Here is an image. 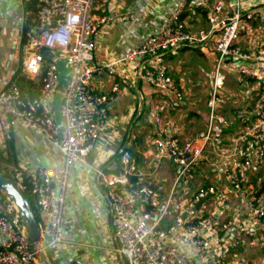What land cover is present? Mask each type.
I'll return each instance as SVG.
<instances>
[{
    "label": "built area",
    "instance_id": "built-area-1",
    "mask_svg": "<svg viewBox=\"0 0 264 264\" xmlns=\"http://www.w3.org/2000/svg\"><path fill=\"white\" fill-rule=\"evenodd\" d=\"M19 1L33 8L36 19L23 37L21 73L31 81L40 80L41 89L35 99L27 100L17 86L8 84L0 91V111L10 127L31 128L64 156L61 170L32 171L16 183L33 199L39 245L54 264L61 258L62 247L70 243L65 215L73 168L87 164L95 152L107 125L109 105L119 93L118 85L112 88V96L93 88L99 41L110 23L107 5L111 0ZM263 7L255 0H179L177 10L160 30L122 60L138 63V79L183 105L185 96L171 75L166 56L177 50L203 49L210 43L216 54L204 134L182 142L165 126L161 109L151 107L155 150L150 159L156 164L172 163L175 172L169 190L154 186V174L140 171L130 152L122 153L118 172L97 171L98 184L106 190L110 205L116 252L128 264H209L222 259L221 255L240 264L245 253L264 251ZM145 11L146 7L140 9ZM202 16L208 27L193 31L191 22ZM61 63L69 69V77L58 122L53 100L60 86ZM105 69L115 74L114 64ZM225 74H232L248 94L249 105L235 108L236 133L226 145L218 146L213 137L215 123L220 129H230ZM207 154L213 174L225 181V196L220 197L215 185L199 188L187 202L189 220L162 228L168 215L180 208V196L186 195V186L200 172ZM231 197L241 199L245 217L243 213L223 217ZM0 236V264H41L20 210L6 196L0 199ZM257 264H264V256Z\"/></svg>",
    "mask_w": 264,
    "mask_h": 264
},
{
    "label": "crops",
    "instance_id": "crops-1",
    "mask_svg": "<svg viewBox=\"0 0 264 264\" xmlns=\"http://www.w3.org/2000/svg\"><path fill=\"white\" fill-rule=\"evenodd\" d=\"M178 5L179 0H111L107 5L110 23L102 31L99 41L95 63L98 73L93 80V88L98 94L112 96V88L118 85L119 93L109 105L107 125L95 152L88 158L87 164H77L73 168L65 215V233L70 243L62 247L61 258L56 264H128L127 260L116 252L110 205L106 190L98 184L97 171L104 169L108 172H118L122 153L130 152L140 171L150 176L154 174V186L160 184L167 190L171 188L175 172L172 163L164 161L156 164L150 159L151 152L155 150V135L150 122L152 106L161 109L165 126L182 142H188L196 135L206 132L202 133L196 125L197 120H205L208 125V117L205 114L187 101L178 105L175 100L161 94L148 82L138 79V63L122 61L157 33L165 20L177 10ZM142 7H146L144 13L140 12ZM202 18L206 21L203 16ZM199 19L200 17L191 22L194 29L198 26ZM35 21L33 8L23 6L19 0H0V91L8 84L22 85L25 87L23 96L27 100H32L35 95L30 92L28 83L20 82L21 78L31 81L21 73L24 59L23 37L35 25ZM210 44L212 50L209 49ZM210 44L203 49L211 53L213 51L214 54V43ZM113 64L115 74L112 76L105 66ZM168 64L171 75L178 79L176 81L183 90L184 80L175 77L180 70H176L170 61ZM61 71L58 94L53 100L58 122H61L59 108L67 87V73ZM232 108L235 109L233 106ZM182 109H189L190 112L185 114ZM200 109L207 110V103ZM229 113L235 118V111L231 113L227 109V119L230 118ZM236 130L218 131L222 137L232 138ZM216 137L218 146L227 144L220 136ZM63 165V154L49 140L24 125L10 127L7 117L0 111V176H4L6 171L12 176L17 172L14 177L17 183L24 180V176L29 172L45 168L61 170ZM191 183L194 184L195 193L199 188L215 185L225 196L224 179L202 166L197 176L186 186V195L180 196V208L168 215L162 228L189 220L187 202L191 197ZM229 200L223 217H237L242 213L245 217L247 211L244 210L241 199L235 198L233 202ZM2 242L3 238L0 236V247ZM258 253L259 251L245 253L240 264H257L258 261H255L253 256ZM220 257L222 259L218 257L209 264H220L221 261L234 264L230 258L224 259L222 255Z\"/></svg>",
    "mask_w": 264,
    "mask_h": 264
},
{
    "label": "rangeland",
    "instance_id": "rangeland-1",
    "mask_svg": "<svg viewBox=\"0 0 264 264\" xmlns=\"http://www.w3.org/2000/svg\"><path fill=\"white\" fill-rule=\"evenodd\" d=\"M256 3L260 4L261 6H264V0H255ZM264 8V7H263ZM198 26H196V29L193 31H196L199 28L205 29L208 27L207 22L200 17L199 22L197 23ZM210 50H212L211 44L209 47ZM173 55V56H172ZM167 61H170L171 65L175 67V69H179L180 72L176 74L175 77H181L184 80L183 83V94L185 96V100L192 104L195 108L200 110L203 114H205L207 117H209V112L206 109H200L201 106H205L209 98L211 97V85H212V78L214 75V69L216 66V54H213V51L211 53L205 51L204 49H184V50H177L175 53H170L166 56ZM171 59V60H170ZM59 68L61 73L67 75V81L69 77V69H67V66L63 63L59 64ZM65 68V70H64ZM227 78V83L224 88V93L226 98L230 101V105H228L229 112L235 111V109L232 108H246L249 105L248 101V94L244 92L241 89V86L238 82L235 81L234 76L232 74H225ZM62 76V74H61ZM178 80V79H176ZM183 112L189 113V109H182ZM230 118L228 119L230 122V129H237L239 126L238 120H236L234 117L231 116L229 113ZM197 128L200 129V131L205 132L207 130V123L205 124V120H197L196 122ZM215 130L213 133V137L217 138L216 136H220L223 138L225 143H228L231 139L230 137H222V134L219 133V129L221 127L218 126L217 123H215ZM223 130V129H222ZM239 130V129H238ZM206 162L203 164V167L205 170L210 171L211 166V156L207 154L205 156ZM154 167V165H153ZM5 177L9 176L10 179L13 180V176L9 173V171H6ZM189 189L191 190V197L195 195V189L194 184L191 183L189 185ZM28 197L30 195L26 194ZM223 196L220 194V197ZM191 197L188 199L190 200ZM217 196L214 198L216 199ZM229 201L233 202L235 199L234 197L228 198ZM264 255L263 251H259L258 254L253 256L255 261H259L262 256Z\"/></svg>",
    "mask_w": 264,
    "mask_h": 264
},
{
    "label": "water",
    "instance_id": "water-1",
    "mask_svg": "<svg viewBox=\"0 0 264 264\" xmlns=\"http://www.w3.org/2000/svg\"><path fill=\"white\" fill-rule=\"evenodd\" d=\"M44 56L46 57L47 53H45ZM0 192L11 199L20 210L22 221L27 228L30 243L33 249L38 250V257L41 264H52L39 245L41 237L37 219L29 200L25 197L22 190L12 179L0 176Z\"/></svg>",
    "mask_w": 264,
    "mask_h": 264
},
{
    "label": "trees",
    "instance_id": "trees-1",
    "mask_svg": "<svg viewBox=\"0 0 264 264\" xmlns=\"http://www.w3.org/2000/svg\"><path fill=\"white\" fill-rule=\"evenodd\" d=\"M20 82H21V84H22V83H28V84H29L30 92L33 93V94L35 95V96L32 97V99H35V98L37 97V95L39 94V91H40V89H41V82L27 81L25 78H21V79H20ZM17 87L20 89L22 95H24V93H25L24 88H25V87H23L22 85H18ZM16 175H17V172H15L14 175H13V181H14V182H15L14 177H16ZM4 177H5V176H4ZM6 178L10 179L9 176H8V177L6 176ZM24 178H25V176H24ZM23 194H24L25 197L29 200V202H30V204H31V206H32V208H33V210H34V213H35V205H34L33 199H32L31 197H28V196L26 195V194H28L27 192H24ZM1 195H2V199H3V198L5 197V195L2 194V193H1ZM28 195H29V194H28ZM54 264H56V263H54Z\"/></svg>",
    "mask_w": 264,
    "mask_h": 264
}]
</instances>
